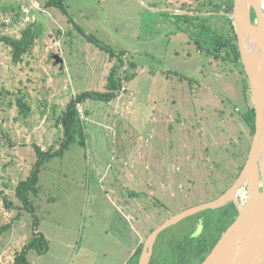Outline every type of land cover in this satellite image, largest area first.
<instances>
[{
	"label": "rangeland",
	"instance_id": "obj_1",
	"mask_svg": "<svg viewBox=\"0 0 264 264\" xmlns=\"http://www.w3.org/2000/svg\"><path fill=\"white\" fill-rule=\"evenodd\" d=\"M47 1L0 0V36L20 38L32 23L40 32L18 63L0 41V228L12 222L0 230V264H15L34 235L33 214L16 190L38 159L34 145L59 148L65 138L59 119L69 101L110 90L114 70L127 90L110 101H83L82 132L42 169L40 192L31 198L49 250L33 248L28 258L34 264H129L127 244L135 250L140 237L168 218L156 212L157 196L180 212L216 199L238 177L254 133L236 108L245 109L246 94L253 103L251 89L244 93L245 73L223 59L224 51L198 50L199 40L228 26L226 16L213 11L223 0H65L75 22ZM165 6L203 10V16L184 26ZM79 26L117 55L127 51L123 61ZM57 53L62 64L54 63ZM20 96L31 106L29 115ZM201 215L186 217L160 238L173 237L176 250ZM218 227L211 224L210 233ZM123 238L127 249L118 255ZM162 254L172 260L171 250Z\"/></svg>",
	"mask_w": 264,
	"mask_h": 264
},
{
	"label": "water",
	"instance_id": "obj_2",
	"mask_svg": "<svg viewBox=\"0 0 264 264\" xmlns=\"http://www.w3.org/2000/svg\"><path fill=\"white\" fill-rule=\"evenodd\" d=\"M230 16L256 110L250 154L235 183L220 197L186 209L156 228L146 240L139 264H149L154 243L165 228L197 211L231 201L238 204L239 214L201 264H264V0H235ZM53 58L56 65L64 62L58 53ZM242 193L245 200L240 202Z\"/></svg>",
	"mask_w": 264,
	"mask_h": 264
},
{
	"label": "trees",
	"instance_id": "obj_3",
	"mask_svg": "<svg viewBox=\"0 0 264 264\" xmlns=\"http://www.w3.org/2000/svg\"><path fill=\"white\" fill-rule=\"evenodd\" d=\"M234 4L235 0H223L222 3L215 4L214 6V12L218 11H224L225 16L227 19L228 26H225L224 32H215V35L210 36L209 40H206L203 43H200L199 40V47L198 50L200 52H203L207 50L211 54H216V51L221 52L224 51L226 55H223V59L231 60L236 66H242L241 71L244 74V93H247V91L250 92V83L247 76V73L245 71L244 64L242 62V56L239 49L238 44V36L235 30V26L233 23V19L231 18L230 14L234 10ZM46 5L49 6H57L59 7L65 14L69 16V19L71 21H74V18L69 10V7L67 6L65 0H48ZM185 8V7H184ZM193 11V10H192ZM203 11V10H201ZM197 12H200L197 10ZM172 13V12H170ZM176 16V18L181 19L180 21L183 22L182 25H188L190 27L193 22L192 19H200L201 15H189V14H176L172 13ZM255 13L253 17L255 18ZM191 19V20H190ZM184 20V21H183ZM75 22V21H74ZM192 22V23H191ZM179 23V20L177 21ZM79 29L81 32L84 33V35L91 41L96 42L99 44L102 48L107 49L111 52V56H120L117 55V52L114 50H111V48L108 45H104L99 38L94 36L93 34H88L81 26H79ZM201 28H199L200 30ZM210 29V27H209ZM194 32V31H193ZM206 32V31H202ZM39 30L37 28L36 23L29 24L28 27L22 31V36L20 38H16L13 36H0V41L7 44L12 51L13 55V61L16 63L23 61L24 56L32 51L33 46L36 43L37 38L39 37ZM193 34V33H192ZM200 36V35H199ZM202 37V36H201ZM208 43L212 46V48H207L204 44ZM122 57L120 56L121 62L123 61V57H125V54H127V51L121 52ZM123 58V59H122ZM129 64V63H128ZM130 66L132 69H135V60L130 61ZM126 77L128 79L132 78L134 73H130L129 69L126 70ZM122 77H115V70L112 72L110 76V81L108 86L111 88L110 90L106 92H99V91H86L83 93H80L76 96H74L68 103L66 110L63 112L61 118L59 119V123H61L63 127V131L65 133V138L60 144L59 148H54L55 146L45 150L42 146L39 144H35V150L38 155V159L35 162L34 167L31 170L30 175L26 178L21 180L17 187V196L23 203V208L29 210L33 214L34 218V235L30 242H28L26 245L23 246L21 250H18L15 256V264H34L31 262L28 258L29 251L33 248H37L40 251H44L48 249L49 241L39 230L40 225V218L37 214V208L35 206L34 201L31 198V194H39L40 192V179H41V172L46 164V162H49L51 159H53L55 156H64L65 152L69 149V147L76 141V135L81 131V121L82 116L78 110V104H81L83 101H85L88 98H94V99H100V100H106L110 101L117 97L121 93L122 89ZM19 100V106L22 110V112L26 115H29L31 106L29 102L26 100L25 97L20 96L18 98ZM246 102L247 104H250L247 106V110L243 113V117L245 121L251 126L253 133L255 134L256 131V110L254 107V104L248 101L247 94H246ZM82 135V134H81ZM81 144H85L84 137L80 140ZM9 207L12 206V203L8 204ZM21 212L17 215V217H20ZM12 227V222L4 224L1 226L0 230H6L8 228ZM212 250V249H211ZM142 248L138 250V257L141 255ZM209 252H211L209 250Z\"/></svg>",
	"mask_w": 264,
	"mask_h": 264
},
{
	"label": "flooded vegetation",
	"instance_id": "obj_4",
	"mask_svg": "<svg viewBox=\"0 0 264 264\" xmlns=\"http://www.w3.org/2000/svg\"><path fill=\"white\" fill-rule=\"evenodd\" d=\"M165 9H166L165 11H168V12H172V13H176V14H183L181 12V10L185 9V8H182L179 6H175V7L174 6L173 7L172 6H165ZM188 10L192 12L191 9H188ZM202 12L193 11L192 15H195V16L201 15ZM220 13L223 15L225 14L224 11H221ZM254 13L255 12L253 10L252 16L254 15ZM201 16H203V15H201ZM255 18H256V16H255ZM255 18L253 17V20H255ZM176 19L177 20L174 19L175 22H177L178 20H179V22H181L180 21L181 19H178V18H176ZM237 68H239V71L241 72V74H243L241 69H240V66H237ZM243 85H244V82H243ZM248 105H250V104L246 103L245 109H242V110H240L239 107L236 108L237 111H239L238 113H241V116L243 119H244L243 113L247 110L246 108ZM244 121H245V119H244ZM217 152L221 153L220 150H217ZM242 168L240 170H242ZM240 173H241V171H240ZM237 178L238 177H236L234 182L228 188L224 189L219 195L221 196L223 193H225L235 183ZM168 184H170V183L165 182V185H168ZM153 187L154 186H151V189ZM188 188L190 189V191L192 190V194H193L194 185L192 182L189 183ZM182 189H184L183 186H181L180 191ZM155 190L158 191V188L156 186H155ZM158 193H159V191H158ZM160 194L161 193H159V195ZM239 199H240V202H243L245 200L243 193L239 195ZM157 200H158L160 205H159V207H157L156 212H160V214H159L160 217L168 214V218H166L167 220L170 219L171 217L185 211L186 209L191 208V207H189V208H186V209L178 212V211H175L171 207H167V205H166L167 202L166 203L164 202L161 195H160V197L157 196ZM213 200H215V199H213ZM213 200H211V201H213ZM211 201H208V202H211ZM204 203H207V202H202L201 204H204ZM201 204H198V205H201ZM198 205L192 206V208L196 207ZM197 214H202V215L197 217V219L192 221V224L188 230V233L183 238L184 240L181 241L179 243V245H177L176 250L170 248V242L174 239L173 237L169 236V237H165L164 239H161L160 236L164 231H166L169 228H172L173 226H175V224H178L180 221H182L186 217L181 219L180 221L168 226L158 235V237L154 243V246H153V252H152L149 264H162V263H159L161 261H165L164 264H201L205 260V258L208 256V254L210 253L209 250L211 251V249H213V247L216 245V243L222 237L224 232L228 229L230 224H232L234 222L235 218L239 214V207L235 201H231L230 203L223 205L221 207H218V208L202 209L200 211L193 213L192 216H195ZM129 216H130L131 220L133 219V221H134V218L131 217L130 214H129ZM166 219H164L159 224V226L164 224L167 221ZM211 224H218L219 225V227L217 228L216 234L210 233L209 228H210ZM159 226H157L156 228H158ZM156 228H152L149 233L151 234ZM197 232L199 233V235H197ZM149 235L143 237L141 244L139 246H137L138 250L140 248H142V252H143L146 240H147ZM169 250H171V252L173 254L172 260H170V261H169V259L165 260L166 256L164 254H162V253H166ZM142 252H141V255H142ZM137 253H138V251H137ZM159 254H161L160 257H159ZM141 255L139 257L138 256L134 257L135 256L134 255L132 258L133 263L139 264L140 259H141Z\"/></svg>",
	"mask_w": 264,
	"mask_h": 264
},
{
	"label": "crops",
	"instance_id": "obj_5",
	"mask_svg": "<svg viewBox=\"0 0 264 264\" xmlns=\"http://www.w3.org/2000/svg\"><path fill=\"white\" fill-rule=\"evenodd\" d=\"M188 9H191V7L190 8H188ZM187 8L186 9H182L181 10V12L183 13V14H189V15H192V12L191 11H189ZM122 71H123V69H122ZM124 72H126V68H125V70H124ZM122 214H125V213H123L122 212ZM127 219H129V221H131V226L133 227V225H132V220H130V216L128 215V214H126V215H124ZM134 228V227H133ZM45 235V234H44ZM142 239H143V237H140V241H139V243H138V245H136V248H135V250H133L128 244H127V248H126V242L124 241V238L122 239V240H119V244L117 245V247H116V249L118 250V255H120L121 253H122V250H125V249H127V252L130 254V261H129V264H135V263H133V260H132V258H133V256L137 253V251H138V249H137V246H139L140 244H141V242H142ZM132 249V250H131ZM47 250H49V246H48V249ZM116 256L115 255H113L112 256V258H115Z\"/></svg>",
	"mask_w": 264,
	"mask_h": 264
},
{
	"label": "built area",
	"instance_id": "obj_6",
	"mask_svg": "<svg viewBox=\"0 0 264 264\" xmlns=\"http://www.w3.org/2000/svg\"><path fill=\"white\" fill-rule=\"evenodd\" d=\"M126 90H127L126 85H123L121 91H122V92H125ZM78 110H79V112H80V114H81V112H82V108H81V105H80V104H78ZM81 115H82V114H81ZM82 116H83V115H82Z\"/></svg>",
	"mask_w": 264,
	"mask_h": 264
}]
</instances>
